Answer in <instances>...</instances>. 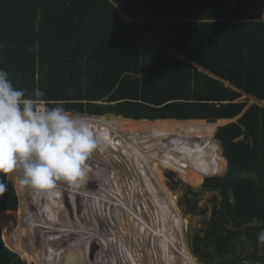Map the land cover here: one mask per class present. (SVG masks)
Listing matches in <instances>:
<instances>
[{"label":"trees","instance_id":"16d2710c","mask_svg":"<svg viewBox=\"0 0 264 264\" xmlns=\"http://www.w3.org/2000/svg\"><path fill=\"white\" fill-rule=\"evenodd\" d=\"M262 16L264 0H0V69L9 73L16 88L43 90L50 107L62 101L73 114L91 121L132 122L144 133L129 124L91 122L101 142L92 157L103 156L97 166L125 167L124 160L134 175L128 188L116 183L113 191H130L133 198L131 189L137 185L145 190L143 196L158 188L159 152L148 139L163 144L196 184L222 197L220 207H213L209 230L193 241L194 255L210 262L216 256L236 257L214 264H264V247L257 240L264 231V108L239 100L245 94L264 103V23L254 22ZM135 18L142 20L139 29L130 25ZM218 133L232 143L227 146ZM228 161L257 171L263 186L234 181L231 202L230 185L222 179ZM99 168L100 176L86 177L75 187L60 184L54 196L46 197L43 254L35 246L43 223V196L18 187L13 197V188L6 186L0 213L18 206L19 212L18 217L14 211L0 214V264H26L16 253L26 260L33 229L29 263L35 257L42 260L47 246L51 258L57 248L59 255L66 253L67 240L56 239L66 237L63 230L69 223L59 208L65 213L69 206L77 219L78 205L97 198L107 180L108 169ZM173 176L167 173L169 179ZM10 178L16 179L0 176V182L8 185ZM157 190L168 224L177 214L175 197L169 200ZM80 215L85 220L82 210ZM87 241L83 235L79 245ZM250 247L247 263L242 254Z\"/></svg>","mask_w":264,"mask_h":264},{"label":"rangeland","instance_id":"374dc122","mask_svg":"<svg viewBox=\"0 0 264 264\" xmlns=\"http://www.w3.org/2000/svg\"><path fill=\"white\" fill-rule=\"evenodd\" d=\"M141 22H142L141 19L135 18L132 19L130 25L135 27L136 29H139L140 27L137 26V24L138 23L140 24ZM239 100L246 101V104L248 106L251 104H257L260 107L264 108V103L256 102L253 99H251V97L246 96L245 94H241ZM91 122H101V123L122 122L124 124H129L138 132L143 133L139 129H137L132 122L122 121L120 119L115 121H91ZM228 124L229 123H226L222 127L228 126ZM148 140H151L150 143L152 144L153 149L156 152H159V154H157L156 157L158 163L162 167V168L160 167V173H161V182H159L160 186L159 185L157 186L158 188L161 189V193L165 195V197L169 198V200L170 198L173 199L175 197V200L173 201H174V207L175 209H177V214L175 215L173 221L168 224H166L167 222L164 221V211H163L164 209L159 205V198L158 196H156L158 193L157 187L152 188V190L148 191V194L146 196H143L142 191L144 192L145 190L142 189L140 185H137L139 186L138 189H136V187L135 189L133 188L131 189L134 190L133 198H130L131 197L130 191L123 193L120 191L119 192L113 191V189L117 187V185H115L116 183H118L120 189L125 190V187L128 188V182L131 181V179L134 177L129 162L123 160L124 163L123 165H125V167H123L122 164L113 165V163H111L110 166L109 163L105 165L97 166L100 165L101 162L100 158H102L103 156L100 155V157L99 156L97 157L96 155L94 157H91L90 160L88 161L89 172L87 178H91L95 174L97 176H100V172H102L103 169L99 167L104 166V168L108 169L106 170L108 172V175L106 177L104 176V178H107V180L103 179L102 182L103 187H100V190L97 191V193H99L98 197L96 196L97 198L94 199L93 196L90 198V202L86 201V203H82L80 205V208L78 207L84 212V216H85L84 217L85 223H83L84 227L81 230L79 227L80 226L79 224L81 222L76 220L73 212H71L70 210V207L67 206V208L69 209L65 211V213H63L62 207L61 209L59 208L62 214H64L66 221L68 218L69 223L68 224L67 222L65 223L64 235L66 237L64 236L57 237L56 239L58 241L61 240L63 243L66 242L67 240L69 244V249L65 253V255H62L60 257H59V252L57 251L54 260H52L48 264H66L67 257H71L76 252L78 254L79 249H84V248H88L90 250L89 256L86 254L87 259L82 261L76 260L73 264H86L87 260L89 261L88 262L89 264H96V263L97 264H118V263L129 264V262L130 264L131 263L134 264L133 260L135 261L137 258H144V260L142 259V262L141 259L140 262L136 261L138 264H148V262H151L152 264H175V262L170 260V258L171 259L173 258L171 253L167 251L165 244L172 248H179L185 246L188 255L193 260V264H214L213 262H217V263H222L224 261L234 262L236 260V257L234 255H225L223 257L216 256L217 258L214 259L213 262H210V261H205L200 257L194 255V253L192 252L193 241L196 236H202L205 231L209 230L210 221H211L210 217L212 214L213 207L214 206L220 207L222 203V197L218 191H207L203 187L196 184L192 179L191 172L185 170L180 163L173 160L163 144L155 140H152L150 137ZM138 142L143 143V141H138ZM152 164L153 162L152 163L150 162L149 165L152 167ZM168 172H171L174 175L171 179L167 177ZM138 181L139 183L142 182V180L141 181L138 180ZM7 182H8V185H6L7 188L11 186L13 188V197H16V193L19 187L17 180L15 178H10L7 179ZM92 182L90 184V187H92L93 189V187L95 188L96 185H94ZM156 184H158V182ZM88 188L89 187H87V189ZM107 189L109 191H107ZM189 189L195 194L190 193ZM87 191H90V189ZM150 193H153V195H150ZM121 194H123L124 196L120 197ZM152 198L155 199V201L152 200ZM17 203L19 204V201ZM51 203L53 205L52 200ZM12 204L14 205V203ZM46 205H47L46 196H43V215H42L43 223L42 226L39 229H37L38 235L35 241L36 242L35 246L36 247L37 245L39 246L38 248L40 249L41 254H43L45 248L42 243L43 241H46L48 238L47 236H45V234H43L44 232H46L44 231L47 221ZM18 207H15L14 209H4L2 211L3 212L14 211V214H16L18 217V212H19ZM189 208H192V210L190 211ZM125 209L129 213H127ZM133 209L135 211H132ZM54 210L56 211V209ZM116 213L117 215H115ZM127 215H129V219L133 218L131 224L130 223L128 224L129 221L125 219ZM102 217H104L105 220L101 221V219H104ZM119 218H121L122 220L125 219L124 220L125 223L123 221L120 222ZM134 219L138 220L139 223H135L136 221L133 222ZM176 222H180L181 227L176 232L177 239L172 240L171 233L174 231V229L172 228L178 227L177 224H175ZM185 222H187L186 223L187 225L185 224ZM12 224L13 223H11V227H10L11 230L14 233H17L18 230H16L14 228L15 225ZM116 224L119 225L116 226ZM88 226L91 231L89 241L79 245V238L83 239V235L86 236V234L87 237L89 236ZM146 226L148 228H146ZM151 226H153V229H149L151 228ZM155 226L156 228H154ZM132 228L134 229L130 231V229ZM101 229L103 230L101 231ZM2 231L3 230H1V233ZM133 231H136V235L139 236V238L132 235L135 234V232L133 233ZM55 233L56 232L52 234ZM79 233L82 235L79 236ZM33 234H36L35 229H33L30 234L26 260H24L18 253H16L24 262H26V264H39L38 262H36V260L40 261L38 257H35L34 258L35 261L30 263L28 262V255L30 251ZM135 238L137 239V241ZM33 251L35 250L33 249ZM210 251H212V249ZM251 251L252 248L250 247L247 253L242 254V257L248 259L247 263L251 262V257H250ZM167 252L170 253L171 256H167ZM236 252L238 254L242 253V248L240 247V245H238ZM147 254L148 256L149 254H151L150 256L152 257V260L148 262L146 260ZM153 255H155V257H153ZM40 258H42V255H40ZM169 261H171L172 263H170ZM235 264H240V263L236 262Z\"/></svg>","mask_w":264,"mask_h":264},{"label":"clouds","instance_id":"9594fccd","mask_svg":"<svg viewBox=\"0 0 264 264\" xmlns=\"http://www.w3.org/2000/svg\"><path fill=\"white\" fill-rule=\"evenodd\" d=\"M257 23H264V16ZM45 92L13 86L0 69V176H15L34 197H52L58 185L75 187L88 175V161L101 142L90 118L62 101L49 106ZM6 185L0 182V194ZM264 247V231L257 237Z\"/></svg>","mask_w":264,"mask_h":264},{"label":"bare ground","instance_id":"6f19581e","mask_svg":"<svg viewBox=\"0 0 264 264\" xmlns=\"http://www.w3.org/2000/svg\"><path fill=\"white\" fill-rule=\"evenodd\" d=\"M93 123H101V122H93ZM122 123V122H121ZM124 124V123H123ZM86 203V202H85ZM131 204V203H130ZM80 205H81V203L78 205V207L80 208ZM77 207V208H78ZM78 208V211H79V217L76 219V220H78V221H80L81 223L79 224L80 225V227L81 226H84L83 225V223H85V220H83L82 219V217H81V215H80V213H81V209H79ZM124 219V218H123ZM126 220H128L129 222H128V224L130 223L131 224V221H132V219L133 218H130L129 219V217H127V218H125ZM124 219V220H125ZM102 220H105V218L104 219H101V221ZM124 220H122L121 218H119V221L121 222V221H123L124 223H125V221ZM107 221V220H106ZM136 221V222H135ZM96 222H98V221H96ZM133 222H135V223H139V221L138 220H135L134 219V221ZM142 223V222H141ZM187 222H185V224H186ZM175 224H177V226L178 227H174V228H172V229H174V231L171 233V238H172V240L173 239H177V235H176V232L179 230V228L181 227V223L180 222H176ZM98 225V224H97ZM117 225H119V224H116V226ZM121 225V224H120ZM133 225V224H132ZM144 225V224H143ZM147 225V224H146ZM187 225V224H186ZM104 226V225H103ZM99 227H101V226H99ZM125 227V226H124ZM137 228H139V227H137ZM146 228H148L147 226H146ZM154 228H156V226L154 227ZM134 228H132V229H130V231L131 230H133ZM149 229H153V226H151V228H149ZM103 229H101V231H102ZM147 230V229H146ZM64 231V230H63ZM129 231V230H128ZM154 231V230H153ZM90 229H89V236H88V241H89V237H90ZM135 232V234H132L133 236H136V237H138L139 238V236H137L136 235V231H133V233ZM153 233V232H152ZM86 236H87V234H86ZM155 236V235H154ZM157 238H158V236H157ZM136 239V238H135ZM136 241H137V239H136ZM158 245V244H157ZM113 246V245H112ZM162 246V245H161ZM165 246H166V249H167V251H169L170 253H171V255H172V258L173 259H171L170 258V260L171 261H173V262H175V264H193V260L190 258V256L188 255V252H187V250H186V248H185V246H182V247H179V248H172V247H169L168 245H166L165 244ZM159 248V247H158ZM163 250H164V248H163ZM57 251H58V248H57ZM89 249L88 248H84V249H79V252H78V254H77V252L74 254V255H72L71 257H67L66 258V264H73L76 260H79V261H82V260H86L87 258H86V254L89 256ZM149 251V250H148ZM159 252V251H158ZM170 253H168L167 252V256H171L170 255ZM57 254V253H56ZM137 254V253H136ZM139 254V253H138ZM62 255H65V253L64 254H62ZM62 255H59V257L60 256H62ZM146 255V254H145ZM151 254H149V256H148V254H147V258H146V260H147V262L148 261H150V260H152V257L150 256ZM56 257V256H55ZM54 257V258H55ZM153 257H155V255H153ZM54 258H51V255H50V249H49V246H47L46 247V250H45V255H44V257H43V259L42 260H40V261H38V260H36V262H38L39 264H48V263H50L52 260H54ZM140 259H141V262H142V259L144 260V258H137L135 261L133 260V262H134V264H138L136 261H138V262H140ZM154 259V258H153ZM59 260V259H58ZM33 261H35L34 260V258H33V260H32V262ZM171 261H169L170 263H172ZM89 261L87 260L86 261V264H89L88 263ZM99 262V261H98ZM123 262V261H122ZM124 263V262H123ZM97 264V263H96ZM118 264H120V263H118ZM129 264H130V262H129ZM132 264V263H131ZM148 264H152L151 262H148Z\"/></svg>","mask_w":264,"mask_h":264},{"label":"water","instance_id":"95a60500","mask_svg":"<svg viewBox=\"0 0 264 264\" xmlns=\"http://www.w3.org/2000/svg\"><path fill=\"white\" fill-rule=\"evenodd\" d=\"M150 38H152V37H150ZM152 40L157 42V44L159 43L158 45H160V42H158L155 38H152ZM162 45L163 44L161 43L160 46H162ZM164 48L168 49L169 51H172L169 48H167L166 46ZM179 57L181 58V56H179ZM183 60L188 62V63L193 64L194 66H196L194 63L189 61L187 58L183 57ZM196 67H198V66H196ZM199 69L201 71L208 73L206 70H203L204 68H201L200 66H199ZM104 116L109 117V116H114V115L113 114H105ZM217 137H219L221 139V141L225 142L227 146H229L232 143V141L228 138V136L224 135L223 133H218ZM228 163H230L231 165L228 166L229 167V169L227 170L228 173L227 172H226V174L224 173L222 176L223 177L222 179H224V182H226V179H227L228 184L230 185V191L227 193V196L230 198L231 202H234V199H235L234 189H233L234 181H237V180L245 181V180H247V181L253 182L256 188L263 186V183L260 179V175L257 171L250 169L246 165H241V166L239 165L238 166V165L232 164L229 161H228ZM233 177H235V180H232Z\"/></svg>","mask_w":264,"mask_h":264}]
</instances>
